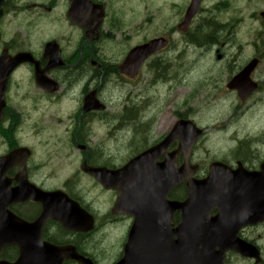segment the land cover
<instances>
[{"label":"flooded vegetation","instance_id":"obj_1","mask_svg":"<svg viewBox=\"0 0 264 264\" xmlns=\"http://www.w3.org/2000/svg\"><path fill=\"white\" fill-rule=\"evenodd\" d=\"M181 2H187L188 7L190 0ZM175 3L174 0L165 1L167 7L170 4L177 7ZM153 4L157 3L140 2V0L5 1L2 6L4 14L0 19V57L10 59L14 55L23 54L25 60L13 65L12 68L0 65V150H3L0 157L19 147L29 148L31 155L27 158L17 157L13 165L0 170L1 181H8L9 187H16L20 180L21 183L46 191L55 189L66 191L97 220L99 215L92 209L89 200L90 188L81 183L79 171L66 175L58 184L48 185V181H53L57 174L50 165L52 162L50 155L42 156V160L39 159L40 156L36 155L35 146L30 141L37 142L36 149L39 145L42 146V143L49 144V147L50 144L54 145L58 142L57 144H62L65 150L69 147L72 149L73 145L79 152V168L84 164L87 167L101 166L111 170L117 168L120 165L113 163V160H106L104 152L95 146V138L91 130L92 124L108 125L114 118L111 91L109 92V89L107 91L106 88L112 85L122 90L123 86H132V83L138 82L145 73L154 74L155 79L152 82L159 80L160 74L163 76L162 73L171 69L175 71L182 67L185 73H191L193 66L198 65L206 55L213 58L214 63L220 64L223 61L227 63L226 66L220 64V69L210 79L212 85L216 84L221 74L228 75L224 81L226 82L251 59L257 58L259 63L251 72V77L258 88L252 96L255 93L264 94V71H258L263 64L262 55L254 53L239 62V58L231 55V50L228 51V48H231L232 36L235 34L233 23L228 22L227 25L218 22L217 19L206 17L202 14L204 8L201 6L186 22L184 16L187 7L184 10L177 8L173 18L169 15L171 17L167 20L169 24L156 28L153 26L154 18H163V9L155 12L153 18L141 19L139 14L148 5ZM142 28L154 31L151 34L141 35ZM11 29H14L12 34H10ZM221 33L226 37L221 36ZM154 38H162L166 41V45L143 59L136 71L124 72L121 66L129 52ZM227 45L228 48L221 51ZM225 90L229 89L225 87ZM215 91L216 88L213 87L212 90L208 88L199 94L203 98L211 97ZM123 92L119 101L121 108L115 112V115H118V119L126 116L131 119L127 120L130 122L138 115L137 107L132 103L134 100L131 94L125 90ZM229 92L237 94L235 90ZM252 96L246 100H251ZM64 99L75 105L74 111L67 114L66 120L63 113L59 116L58 111H51ZM29 102L31 110L27 109ZM38 103L45 105V108L37 113ZM101 106L103 108H100ZM41 115H44L45 120L40 117ZM50 115H54L55 119L53 120ZM226 127V125L221 126L222 129ZM206 138L203 132L200 141L204 144ZM259 139L231 137L232 143H235L234 147L230 146L226 154L217 159L220 158L231 169L240 165L243 169L256 171L259 164L264 161L259 148H255L260 143ZM200 141L195 145L193 157L194 154L196 158L198 157L195 152L201 149ZM176 146L177 141H174L169 149H174ZM176 160L178 165L182 164V154L179 153ZM203 163H196L198 177L207 173L208 163ZM48 168L51 170L50 173L42 172ZM80 173L86 182L101 188L93 177ZM104 191L111 193L112 198L116 195L115 190ZM8 203V209L27 222L35 220L41 212V203L31 199ZM105 214L101 225L119 224L126 227V239L132 217L121 213L112 214L110 210H106ZM99 231L101 230L65 231L56 221L48 220L44 223L41 234L42 238L52 245H72L79 254L93 259L94 264H99L94 255L83 248L84 244ZM239 235L257 245L260 252L258 264H264V249H262L264 221L243 227ZM0 251V259L8 263L14 261L16 257L14 246L8 244ZM232 257L235 255L227 253L224 264H231ZM69 261L64 260L62 264H78ZM246 261L236 264H253L252 259Z\"/></svg>","mask_w":264,"mask_h":264},{"label":"water","instance_id":"obj_2","mask_svg":"<svg viewBox=\"0 0 264 264\" xmlns=\"http://www.w3.org/2000/svg\"><path fill=\"white\" fill-rule=\"evenodd\" d=\"M4 1L0 0V17ZM192 4L193 7L197 6L196 2ZM190 8L188 18L192 14ZM163 45L161 39L143 44L136 50L137 55L134 51L133 55L127 57L126 65L130 63L137 68L143 57ZM23 56L16 55L11 59L1 56L0 65L12 68L25 60ZM254 65L256 61L253 60L228 84L230 88L238 90L239 98L244 99L255 88L249 81ZM200 133L195 124L182 119L174 124L163 141L129 160L123 168L89 170L103 187L117 190L113 213L134 216L124 256L117 264L140 260L143 264H222L223 252L227 248L248 254L250 246L234 239L233 228L242 225L236 223L238 219L258 220L255 213L261 211L264 214V168L256 175L248 172L241 175L215 163L211 165L207 178L192 179L193 168L189 167L187 158ZM175 137L180 140L179 150L183 152L185 160L179 169L175 168V152L167 155L163 162L156 161ZM16 154L0 159V170ZM184 179H187L185 200H167V193ZM30 198L42 204L41 216L31 224L3 210L8 202ZM216 208V215H210L211 210ZM176 210L180 211L181 221L172 229L170 222ZM91 218L61 191L46 192L34 187L25 188L24 185L9 188L6 180H0V247L8 242L17 245L20 255L13 264H61L62 259L68 258L91 264L74 249L50 247L42 243L39 236L42 224L47 219H56L65 229L79 231L89 228Z\"/></svg>","mask_w":264,"mask_h":264},{"label":"rangeland","instance_id":"obj_3","mask_svg":"<svg viewBox=\"0 0 264 264\" xmlns=\"http://www.w3.org/2000/svg\"><path fill=\"white\" fill-rule=\"evenodd\" d=\"M147 2H154L157 4L148 5L147 8L141 10L140 18H153L155 12L166 11L165 1L171 0H140ZM225 1V3H224ZM173 2V0H172ZM187 2L183 3L181 9L187 7ZM204 9L203 15L212 16L219 22L229 25H234V35L231 40V48L228 45L221 49L225 51L228 48L230 54L237 56L239 62H242L247 57L254 53L262 54V66L258 71H264V19L259 17V12L264 10V0H203ZM161 7V8H160ZM219 7V9H218ZM257 14L258 17H256ZM172 18L174 16H171ZM168 13H165L164 18H154L153 26L156 28L166 26L170 22ZM157 20V21H155ZM145 20H142L144 22ZM162 21V22H158ZM229 22V23H228ZM142 34H151L154 30H147L142 28ZM14 29H11L12 34ZM221 36L226 37L223 33ZM230 45V44H229ZM240 47V48H239ZM199 58L200 55L197 54ZM229 57V54L227 58ZM215 60L206 55L198 65H194L191 73H185L183 68L174 70H167L168 72L160 74V79L152 82L155 79L152 73H145L138 82L132 83V86L125 85L122 90L117 87L109 85L106 90L112 95L111 102L114 105V110L117 112L121 107L119 101L124 94L123 90L131 94L132 103L137 107V116L134 120L123 116L118 119V115L109 122L108 125L94 123L91 125L93 137L95 138V146L102 150L105 159L113 160V163L122 165L128 155H132L140 151L144 146L159 139L160 135L170 131L173 123L177 119V112L190 115L192 119L207 128V138L201 149L196 152L197 159L202 163H209L213 158L225 155L229 147H234L231 137L237 136L239 138L248 137L250 139L260 138V143L257 147L261 151V157H264V94L254 96L247 103L240 102L236 96L231 92H226L224 82L227 79V74H221L216 84H210V79L214 76L220 64L226 66V61L214 63ZM213 82V81H212ZM220 86H222L221 89ZM216 88L211 97H201L199 93L204 92L210 88ZM36 112L43 111L45 105L38 103ZM51 111H58L57 115H62L66 120L67 114L74 111L75 105H71V101L64 99L63 102L55 105ZM238 106V108H235ZM135 107H133L134 109ZM32 109L29 102L28 108ZM49 109V108H48ZM61 113V114H60ZM40 117L44 118V115ZM53 120L54 115H50ZM45 120V118H44ZM234 122L226 132L214 129L218 128L221 123ZM45 123V122H44ZM98 126V128H97ZM108 138V139H106ZM42 139V137L39 139ZM37 146L35 140L30 141ZM43 144L38 147V153L42 158L43 155H51V166L56 169V178L53 181H48V185L58 184L65 179V176L75 171L79 167V152L72 145L66 150L69 155L64 157L62 146L57 144ZM143 148V149H144ZM44 150V151H43ZM3 150H0L2 153ZM46 152V154H45ZM37 155V152H36ZM128 159V158H127ZM203 163V164H204ZM50 173L48 168L46 171ZM82 184L89 185L84 179H81ZM88 187V186H87ZM89 197L93 200L92 205L101 213L106 212V209L112 204L113 198L111 193L104 190L93 188L92 184L89 186ZM86 189V188H85ZM178 194L181 192L178 190ZM126 227L118 224L114 226H107L99 233L95 234L90 241L83 246L98 260L99 264H109L115 260L116 255L122 248ZM238 257L231 258V264H236L241 261L236 260ZM236 261V262H235Z\"/></svg>","mask_w":264,"mask_h":264},{"label":"bare ground","instance_id":"obj_4","mask_svg":"<svg viewBox=\"0 0 264 264\" xmlns=\"http://www.w3.org/2000/svg\"><path fill=\"white\" fill-rule=\"evenodd\" d=\"M203 28V27H202ZM204 30V29H203ZM215 31V30H214ZM212 37V36H211ZM198 38V37H197ZM216 39V38H215ZM228 40V39H227ZM206 41V40H205ZM209 41V40H208ZM192 42H194V41H192ZM228 43V42H227ZM215 44V43H214ZM191 45H193V44H191Z\"/></svg>","mask_w":264,"mask_h":264},{"label":"trees","instance_id":"obj_5","mask_svg":"<svg viewBox=\"0 0 264 264\" xmlns=\"http://www.w3.org/2000/svg\"><path fill=\"white\" fill-rule=\"evenodd\" d=\"M178 115H180V114H178ZM181 117V116H180Z\"/></svg>","mask_w":264,"mask_h":264}]
</instances>
